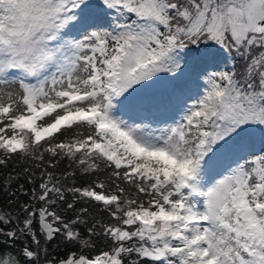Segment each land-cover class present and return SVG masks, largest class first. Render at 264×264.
<instances>
[{
    "label": "snow or ice",
    "instance_id": "1",
    "mask_svg": "<svg viewBox=\"0 0 264 264\" xmlns=\"http://www.w3.org/2000/svg\"><path fill=\"white\" fill-rule=\"evenodd\" d=\"M0 264H264V0H0Z\"/></svg>",
    "mask_w": 264,
    "mask_h": 264
},
{
    "label": "trees",
    "instance_id": "2",
    "mask_svg": "<svg viewBox=\"0 0 264 264\" xmlns=\"http://www.w3.org/2000/svg\"><path fill=\"white\" fill-rule=\"evenodd\" d=\"M0 172H3V169H0ZM3 193L0 192V197H2Z\"/></svg>",
    "mask_w": 264,
    "mask_h": 264
}]
</instances>
